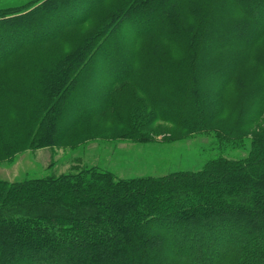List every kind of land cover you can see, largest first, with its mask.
I'll list each match as a JSON object with an SVG mask.
<instances>
[{"label": "trees", "instance_id": "trees-1", "mask_svg": "<svg viewBox=\"0 0 264 264\" xmlns=\"http://www.w3.org/2000/svg\"><path fill=\"white\" fill-rule=\"evenodd\" d=\"M162 131L249 151L162 177L0 180V264H264V0L0 8V163Z\"/></svg>", "mask_w": 264, "mask_h": 264}, {"label": "rangeland", "instance_id": "rangeland-1", "mask_svg": "<svg viewBox=\"0 0 264 264\" xmlns=\"http://www.w3.org/2000/svg\"><path fill=\"white\" fill-rule=\"evenodd\" d=\"M29 1L0 0V8L20 6ZM91 89L87 87L86 90L91 97L99 92ZM167 134V131H162L152 142L143 144L96 140L74 150L57 147L26 150L15 155L9 162L0 163V180L20 183L57 177L67 174L70 167L77 164L97 167L112 173L117 179L162 177L176 172H197L206 162L220 157L243 159L249 151V139H245L239 147H232L231 143L217 140L213 133L165 142L162 138Z\"/></svg>", "mask_w": 264, "mask_h": 264}]
</instances>
